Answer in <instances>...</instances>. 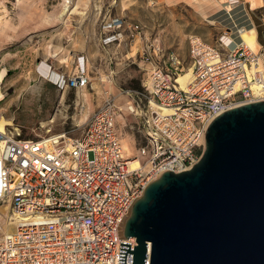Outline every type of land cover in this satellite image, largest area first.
Masks as SVG:
<instances>
[{"label":"built area","instance_id":"1","mask_svg":"<svg viewBox=\"0 0 264 264\" xmlns=\"http://www.w3.org/2000/svg\"><path fill=\"white\" fill-rule=\"evenodd\" d=\"M123 23H106L104 45L120 40ZM138 28L127 25L130 33ZM240 28L236 34L228 29L214 44L191 36L186 88L178 82V60L171 69L161 63L159 38L144 47L141 57L150 68L143 88L127 92L134 93L132 113L142 118L146 142L135 156L137 168L126 155L117 127L120 108L112 98L91 114L77 138L37 132L22 137L19 127L0 131V202H10L8 222L14 226L0 238V264H119L121 242H131L134 250L137 238H127L124 226L148 184L197 163L206 131L220 114L264 101V48L245 45ZM83 60L72 74L59 71L48 81L78 95L90 84ZM133 256L127 252L126 264H133Z\"/></svg>","mask_w":264,"mask_h":264},{"label":"rangeland","instance_id":"2","mask_svg":"<svg viewBox=\"0 0 264 264\" xmlns=\"http://www.w3.org/2000/svg\"><path fill=\"white\" fill-rule=\"evenodd\" d=\"M231 1L0 0V127H19L22 137L37 132L77 138L91 114L112 98L120 108L117 127L126 155L137 158L146 142L142 118L129 108L134 93L127 92L143 88L150 65L141 53L154 38L165 48L164 67L171 69L173 60H178L177 72L188 77L191 36L214 44L228 29L236 34L237 27H255L259 42L255 50L264 48V0ZM116 18L124 22V33L120 40L104 45L103 27ZM128 24H138V32L130 33ZM68 30L75 33L66 36ZM84 57L90 73V84L82 90L87 93L84 111L75 90L67 89L60 103L61 92L55 89L47 114L23 115V109L40 105V80H48L42 74L43 63L50 71L72 74ZM10 214V202L1 201L0 235Z\"/></svg>","mask_w":264,"mask_h":264},{"label":"water","instance_id":"3","mask_svg":"<svg viewBox=\"0 0 264 264\" xmlns=\"http://www.w3.org/2000/svg\"><path fill=\"white\" fill-rule=\"evenodd\" d=\"M119 264H264V101L234 107L206 131L191 168L167 171L134 203Z\"/></svg>","mask_w":264,"mask_h":264},{"label":"bare ground","instance_id":"4","mask_svg":"<svg viewBox=\"0 0 264 264\" xmlns=\"http://www.w3.org/2000/svg\"><path fill=\"white\" fill-rule=\"evenodd\" d=\"M215 1L218 2L219 4H221L219 2V0H215ZM64 10L69 11L70 8L67 7ZM240 32L241 33H240L239 37L244 42V44L247 45L252 50L257 51L258 49L255 50V47H257L259 45V42L257 40L256 28L255 27H251V28L243 27V28H240ZM42 74H45L46 77H51L52 79H57V77H58V73L56 71H53V70L50 71V69L47 66L43 67ZM181 76H182V74L178 76V82L180 83L181 87L186 88L188 86L189 82L191 81L192 72L190 71L189 77H188V74H186L182 77ZM86 97H87V93H85L84 91H80V93L77 95V103H78V105H80L82 107V111L85 110L84 109L85 104L83 105V101ZM0 98H2L1 92H0ZM0 131H6V126L0 127ZM0 149H1V147H0ZM130 164H131L132 168H137L140 165V161H139L138 157L132 158ZM8 224H9V226H8ZM8 224L4 228L3 234L0 235V238L3 237L4 234L14 230V226L10 222H8Z\"/></svg>","mask_w":264,"mask_h":264},{"label":"crops","instance_id":"5","mask_svg":"<svg viewBox=\"0 0 264 264\" xmlns=\"http://www.w3.org/2000/svg\"><path fill=\"white\" fill-rule=\"evenodd\" d=\"M67 8V6L65 7ZM75 33V30H68V32H66V36H70L73 35ZM70 42V39H69ZM103 46V44H101ZM44 66H48L46 63H43ZM55 89L60 93V103L63 102V100L65 99V94L67 93V89L64 90H59L56 88V86H54L51 82H49L46 79H41L40 80V90L38 92V94L40 95V105L37 104V106L35 108H27V109H23V115L26 114L33 116V117H37L40 116L41 114H47L50 111V102H52L53 99H51L52 93L54 94ZM54 108V106H53ZM52 108V110H53ZM132 110L133 107L130 105V107ZM25 121V120H24ZM11 206V205H10Z\"/></svg>","mask_w":264,"mask_h":264}]
</instances>
